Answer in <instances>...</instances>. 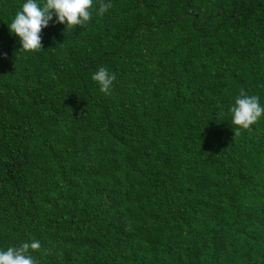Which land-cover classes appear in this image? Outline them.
<instances>
[{
    "label": "trees",
    "instance_id": "16d2710c",
    "mask_svg": "<svg viewBox=\"0 0 264 264\" xmlns=\"http://www.w3.org/2000/svg\"><path fill=\"white\" fill-rule=\"evenodd\" d=\"M24 2L0 0V250L264 264V116L235 135L228 111L242 89L264 106V0H94L27 53L8 29Z\"/></svg>",
    "mask_w": 264,
    "mask_h": 264
},
{
    "label": "clouds",
    "instance_id": "9594fccd",
    "mask_svg": "<svg viewBox=\"0 0 264 264\" xmlns=\"http://www.w3.org/2000/svg\"><path fill=\"white\" fill-rule=\"evenodd\" d=\"M93 3L94 0H25L20 10L15 13L8 29L10 34L19 39V51L26 53L40 51L41 30L49 26L53 16L55 23L62 24L67 29L83 27L92 19ZM111 7L110 0L109 2L99 0L96 14L103 15ZM92 80L98 84L101 93L110 95L116 75L101 67L92 75ZM228 111L235 135H240L242 130H250L251 126L264 116V106H261L259 97L249 96L243 89ZM38 252H41V243L38 240L23 242L18 247L0 250V264H39L32 255ZM43 254L47 255V250Z\"/></svg>",
    "mask_w": 264,
    "mask_h": 264
}]
</instances>
